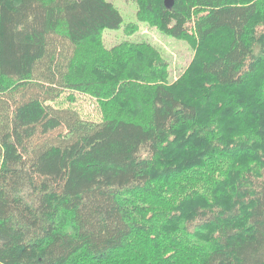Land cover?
I'll use <instances>...</instances> for the list:
<instances>
[{
  "label": "trees",
  "instance_id": "1",
  "mask_svg": "<svg viewBox=\"0 0 264 264\" xmlns=\"http://www.w3.org/2000/svg\"><path fill=\"white\" fill-rule=\"evenodd\" d=\"M137 2L174 83L107 0H0V264H264V0Z\"/></svg>",
  "mask_w": 264,
  "mask_h": 264
},
{
  "label": "rangeland",
  "instance_id": "2",
  "mask_svg": "<svg viewBox=\"0 0 264 264\" xmlns=\"http://www.w3.org/2000/svg\"><path fill=\"white\" fill-rule=\"evenodd\" d=\"M115 5L121 12L124 22L119 29H106L102 33V45L110 49L123 41L134 43L148 42L160 52L167 63L168 80L176 82L193 61L196 48L188 40L178 39L161 32L157 27H152L138 20L139 4L137 0H107ZM137 24V28L130 30L127 25ZM191 27V26H190ZM130 28V29H128ZM223 47V38L220 39ZM136 62V61H135ZM61 108H71L88 121L100 122L104 119L102 106L97 100L77 91H65L60 98L52 103ZM142 110L141 107H139ZM236 139V137L234 138Z\"/></svg>",
  "mask_w": 264,
  "mask_h": 264
},
{
  "label": "water",
  "instance_id": "3",
  "mask_svg": "<svg viewBox=\"0 0 264 264\" xmlns=\"http://www.w3.org/2000/svg\"><path fill=\"white\" fill-rule=\"evenodd\" d=\"M164 4H165L166 8L172 9L173 4H174V0H164Z\"/></svg>",
  "mask_w": 264,
  "mask_h": 264
}]
</instances>
